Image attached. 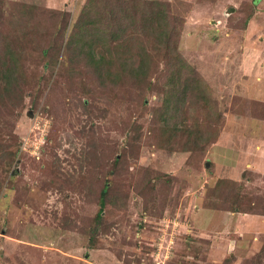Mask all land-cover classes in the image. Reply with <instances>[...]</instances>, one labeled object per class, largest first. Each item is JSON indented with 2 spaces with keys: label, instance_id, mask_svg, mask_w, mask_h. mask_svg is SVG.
Wrapping results in <instances>:
<instances>
[{
  "label": "rangeland",
  "instance_id": "rangeland-1",
  "mask_svg": "<svg viewBox=\"0 0 264 264\" xmlns=\"http://www.w3.org/2000/svg\"><path fill=\"white\" fill-rule=\"evenodd\" d=\"M157 1L207 84L169 124L164 48L102 85L87 0H0V264H264V0Z\"/></svg>",
  "mask_w": 264,
  "mask_h": 264
},
{
  "label": "trees",
  "instance_id": "trees-1",
  "mask_svg": "<svg viewBox=\"0 0 264 264\" xmlns=\"http://www.w3.org/2000/svg\"><path fill=\"white\" fill-rule=\"evenodd\" d=\"M109 2L87 0L75 23L76 30L67 42L71 61H84L104 85L107 79L119 81L120 76L126 73L132 79L143 72L146 75L151 67V56H148L146 46L151 42L156 49L164 48L166 72L158 77L161 81L157 87L162 91L165 102L156 110V115L161 123L169 124L167 115L170 112L177 113L186 104L194 105L196 96H202L207 87L205 80L197 76L193 66L180 52V17L162 1L141 0L138 6L135 2L123 6L120 2L117 5ZM97 45L102 52H96ZM13 57L16 65L20 60L14 54ZM0 71L7 79L5 87L9 89L13 71L10 68H1ZM188 90L196 92L189 100Z\"/></svg>",
  "mask_w": 264,
  "mask_h": 264
}]
</instances>
